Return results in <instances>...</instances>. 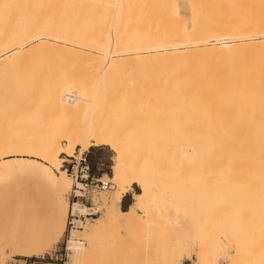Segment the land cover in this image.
<instances>
[{
    "label": "rangeland",
    "instance_id": "rangeland-1",
    "mask_svg": "<svg viewBox=\"0 0 264 264\" xmlns=\"http://www.w3.org/2000/svg\"><path fill=\"white\" fill-rule=\"evenodd\" d=\"M102 1H104L105 4L106 3L111 4V2L113 0H111V2H109L110 0H106L107 2L105 0H102ZM123 4H124V6L126 5L125 8H123V7L121 8L122 9V15L125 16V18L122 16L124 22L120 18L121 11L119 12V14L117 16L121 20L120 21L117 17H115V15H112L113 14V12H111L113 10L112 8L104 7V11H103L102 8L100 9V7L95 4L96 7H98L100 10L99 11L100 13L98 12V14H97L95 12L98 11L97 10L98 8L96 9V11L93 10L95 7L93 9L91 8V12L92 13L94 12L92 14V16H94L93 21H95V22L97 21L96 24H99V26L98 25L94 26L95 29L96 28L102 29L104 31V30H107V27H109V29H108V31H109L108 36L109 37H111V34L113 35L114 33L115 34L116 33H120V34L122 33L123 36L126 35L125 36L126 38H128V37L130 39L133 38V41L135 39V42L137 41L136 37H141V36L142 37L139 39H141L142 41L145 39L143 41V43H150L151 45H152V43H154V44L156 43V45H157L160 42L162 44L161 47L163 49L165 47V49H164L165 51L167 49H169V50H167L168 54L166 55L165 58L166 59L168 58V60L173 59L172 60L173 62H174V59L176 58L174 64L176 66H178V69L180 70L179 71L180 74L184 73V72L187 73L186 71H188V70L190 73V69H191L192 74H196L198 72H201V69L199 68L200 69L199 70L198 67H201L203 64H204L203 66H205V67L206 66H212L213 64L211 62L213 61V63H214L215 58L216 59L218 58L217 61L215 62L216 66L214 65L215 66L214 68H217L218 63H219V65H223L224 62L226 63V60H227V65L230 67L231 65H229L230 63H228L229 59L230 60L233 59L232 61H234V58L236 57L235 64L238 68L233 69V70H231V68H229V71L230 72L233 71V74H236L234 72H238V73L242 72L241 74H243L244 72H247L248 74H252L253 69H251V67L253 68V66H257L258 63H260L259 64L260 66L259 65L258 66L262 69L261 66H263V63H264V59H262V58H264L263 57L264 54H262L264 52V47H263L264 45H261V44H264V32H262L261 30L264 31V26L262 27V25H264V19H263L264 18V16H263L264 15V0H132L131 2L129 1L130 5L128 4L127 0H126V2L124 0ZM200 5H202V6L206 5V7L203 8ZM108 6H110V5H108ZM128 6L129 7L133 6V7H130V11L133 10L132 11L133 13L130 12V15L132 14L131 16L129 15V13H127L129 10ZM108 8L110 9V11L104 13L105 11L109 10ZM123 9H124V11H126V10L127 11L123 13ZM101 11H103V12H101ZM108 13H109V15H108ZM126 13H127V15H126ZM94 14L95 15L101 14V15L99 17L97 16L99 18L98 19V18H95ZM104 15H105V17H104ZM110 15H111V18H110ZM136 15L138 18L136 17ZM257 15H258V17H257ZM236 16H238V17H236ZM112 17H113V19H112ZM115 18H117L120 21L119 23H116V22H115V24L113 23L115 26H116V24H119L118 27L114 26L115 30L117 28L116 31H120V32H114L115 30L113 32H111V29L113 30V27L111 28L110 25H112V22H114L113 20ZM235 18H236V20H235ZM101 19H103V20H101ZM109 19L111 20L110 21L111 23H110V25L107 24V27H106L105 22H109ZM131 19H132V22H129V21H131ZM133 19L134 20L137 19V20L134 21ZM118 20H115V21L118 22ZM101 22L103 23V25H101L102 24ZM137 23H139V24H137ZM127 24H129V26ZM120 26H121V28H120ZM134 26H135V28H134ZM103 27H106V29H103ZM122 27L126 28V30H124ZM164 27L165 28L168 27L167 30L170 29V30H168L170 32H168L167 30H166L167 32H164L165 31ZM119 28H120V30H118ZM161 29H162V31H161ZM132 30L135 31V34L133 33L134 31H132ZM131 32L136 37L132 36ZM259 32L261 33V35ZM105 33L107 34V32H105ZM128 33L130 34L129 36H128ZM167 33H168V35H167ZM230 34L233 36H234V34L237 36L240 35L239 36L240 38L238 37V39H237V36H236L235 39L234 38L230 39V36H229ZM226 35L228 36V39L225 42H227V41H229V42L228 43H221L223 41L224 37L227 38ZM251 35H253V37ZM262 35H263V37H262ZM143 36H144V38H143ZM161 36L162 37L164 36L165 38H160ZM249 37L251 39H246ZM139 39H138V41H139ZM151 39H152V41H150ZM262 40H263V42H262ZM138 41L136 43H138ZM142 41H139L140 42L139 44H142L141 43ZM154 41H156V42H154ZM171 41H173V42H171ZM242 41H245V42H242ZM167 42H168V44H171L172 46L167 45ZM230 42H232V43H230ZM240 42H242L240 45L243 48L242 52H241L242 48L239 46ZM258 42H260V43H258ZM207 44H213L214 45V47H212V50H210L211 52L209 51L210 53H212V55H209L210 53L207 54L208 50H209L208 48H211V45L208 46ZM219 44H220V46H219ZM222 44H225V45H222ZM229 44L231 45L232 48L230 46H228ZM234 44H235V46H234ZM165 45H167V47ZM176 45H178L179 47ZM204 45L206 48L205 47L203 48ZM238 46L240 47V50H239ZM175 47H177V48H175ZM221 47L223 49L226 48V50L225 49L222 50ZM228 47L230 49H228ZM245 47H247V48H245ZM249 47H251V49ZM127 48L129 49L131 47H127ZM171 48H173V49H171ZM255 48H257V49H255ZM180 49H181V54H179ZM132 50H133L132 48H131V50L129 49L128 55L123 54V56H122L123 58H121L122 60L120 58L116 59L118 67H116L114 70L117 71V73L113 70V71H111V73L106 72L107 76H105L106 73L104 75V77L108 80L107 83L110 82L109 84H111V85H105V87L108 86L109 87L108 89H110V92H108L109 93L108 95L110 97L112 96L113 99L117 102L116 103L117 109H114V108H116L114 106L115 101L113 99H111L112 97L110 98L108 95H106V94L104 95L102 93L103 90H101V88L104 89V87L100 88V86H99V83L102 82L103 80L106 81V79L101 78L102 79V81H101L99 79L100 77L98 75L95 76L96 70L92 68L93 71L95 70V74H94V76H92V79H93V77H94V79L96 77V80H93V81H95V82L100 81V82L99 83L96 82V84L93 83V85L90 84L92 82H90V83L88 81H86V82H88V84H90L92 87H96L95 89H97L99 87L98 90L101 92V94H103L102 97L104 98L103 99L104 101L107 98L109 102L112 100L110 103H112V102L114 103V104L113 103L111 104L112 106H114V108H112V107H110L111 106L110 103H108V101L106 100L108 107H107V104L105 102L104 105L106 104L105 105L106 107H104V108L102 107L103 109L102 110L100 109L101 112L97 111V110H95L97 112H93V113H95V115H94L95 118H93V119H96L98 121H102L101 119L99 120L96 117L102 116V118H103V116H104L105 119H103V120H105V122H109V126H110V125H112L110 123L114 122L112 120H115V121L118 120V118L116 119L114 117L117 115L116 114L117 112H118V115L116 117H119L120 110H121V114H124V112L129 113L131 111V110L127 109V107H129V105L126 106L125 103L130 104V103L134 102L135 100H138V98L139 99L142 98L141 100L143 102H144L145 98H146V100L148 99V101H150L152 99V97H155L154 98L155 100L152 99L151 101H156V99L158 98L156 101V103H157L156 105L154 104L155 102L154 103L152 102L154 104V107H156L160 102H162V101L166 100V98H168L167 101H165L163 104L161 103V107H159L160 104L158 105V107L160 109L158 107L155 108V109H157V110H155V113H154L156 116L153 114H150V112L154 111V107L150 108V105L153 106V104L152 103L150 104V102L149 103L145 102L146 106H148L147 104H150L148 106L149 108H147L145 106L146 108L144 107V109H143V107H141L143 109L142 110L141 108H139V105H138V104H141L140 100L135 101L136 104L134 103V106L135 105H136V107L138 106L137 107L138 112H136V108L130 104V109L133 107L135 109H133V108L132 109L134 110V112H136V114L141 113L140 115H142V116H140L138 114L134 115V112L131 113V115H133L135 118H136V116L138 117V118H136V121H138L139 116H140V122L142 123V121H145V119L142 120L141 117L146 116L148 119L150 117V116H148V114L151 115V118L146 120V122H147L146 126H148V124H150V126H151V127L148 126L150 132L143 130V128L146 127V126L143 127V124H145V122L142 123V127H143L142 128L140 125L141 123L139 121L137 124L135 119H132L134 117L131 118V116H129L130 113H129V115H126V116L127 117L129 116L132 119V121L128 122V120H130V118H128V120L126 121L125 115H124V119H122L123 117H121L123 115H120V118H119V119H121V121L124 120V122H118L117 121L118 122L117 125H120V127L123 126L122 124H127L128 126L130 124V126H132L131 127L132 129L131 128H130V130L127 129L128 126L127 127L123 126L122 129L119 126H117L118 129L119 128L120 129L119 130L116 129V131L118 130L116 133H119V131L120 132L126 131V134H128V136H129L132 133L131 130H133L132 134H133V137H135L134 135L137 134V136H138L137 132H140V131H138L139 129H137V127H141L142 132H140V134L142 133V136L139 134L141 138L145 134H150V135L152 134L153 135V136H151V138H150V135H148L149 137L146 135L144 138L145 140L142 139L141 140L142 143H141V141L138 139L139 137L136 140L135 138L133 139V137L131 135L129 137H132V138L129 139L128 137H126L127 135H125L124 132H122L121 134H124L125 136H122L119 133L120 134L119 137H121V136L123 138L125 137L127 140L133 139L132 141L136 140V141H134V143L136 142L135 144L137 146L135 145V147H133V149L135 148L134 150L137 153L136 154L135 151L133 150L134 154H135V156H133V159L136 161V163H138V164L141 163L140 164L141 166H145L148 163L152 162L151 166H153L155 169L156 166H154V165H157V163H159L158 159H157L158 155L163 153L165 148L167 150V152L165 151V155H167L169 153L167 146H166L167 145L166 143L169 142L168 137H169V139H171V137L173 139V136L175 138H177V136H183L182 133H184L186 135V132L183 131L186 127L184 126L185 127L184 128L182 126L184 129L182 127H181L182 129L180 127H178L179 130L177 128H174V126L176 125V123H174V122L178 121L177 120L178 118L177 117H173V118L170 117V115L175 116L176 113L174 114L172 112L173 109H172V106H170V105H172V104H170L171 103L170 94L166 95L164 93L167 91L170 92L169 89L172 87V90H173V87H174V86H172V83L170 84L171 87L168 84L169 82H167V81L172 82V79H170L171 77H169V74L165 73L166 70L163 69V67H164L163 63H164V65H167V68H168L170 65V62L169 61H153V63L155 62L154 66H153L152 62H151L152 60H148L151 64L147 61L146 58L142 59V61H141L140 55L138 56L140 59V61H139L136 54ZM218 50L223 51L224 60H222L223 56L220 58V56L218 54V52H219ZM227 50H228V52L230 50L229 53L232 52L231 53L232 55L228 53L231 57H229L228 54L225 52ZM245 50H247V51H245ZM261 50H262V52H261ZM174 51L177 54L172 55V53H175ZM178 51H179V53H178ZM185 51L187 52L188 55H186ZM204 51H205V53H204ZM238 51H239V53L241 52V54H239ZM126 53H127V49H126ZM129 53L130 54L133 53L132 55H135L137 59L135 58V56H130ZM169 53H171V55H169ZM201 53L206 54V56L209 55V58L207 57L208 59L205 56H203L204 59H202V61L205 60V62H203V63L200 61L202 58ZM221 53L222 52H220V54ZM236 53L238 54L237 56H236ZM198 54H201V55H198ZM194 55L196 57H194ZM127 56H129V57H127ZM242 56H244V57H242ZM260 56H262V57H260ZM227 57H229V59ZM49 58H50V56H49ZM125 58H127V59H125ZM178 59H180L179 60L180 66L177 63V62H179ZM182 59L184 60V63H183ZM195 59H197V60H195ZM237 59H239V60H237ZM240 59L242 60V62ZM243 59H246V60H243ZM257 59H259V60H257ZM80 60H82V57H80V59L78 58V61L75 60V62L73 60H69V61L74 62L77 65L80 64V66L82 68L80 66L75 65L74 63H73L74 65L73 64L71 65V62L69 63L68 60H67V63L66 62L64 63V64H67V66L70 64L69 65L70 67H65V68L67 70L69 69V71L71 70L70 71L71 76H72V74H74L76 72V70H80V68H81L80 73H82V74L86 70L84 68L85 64L83 63L81 65V62L86 61V59L82 60V61H80ZM123 60H124V63H123ZM143 60L147 61V63L145 62L146 65H145V63H142V62H144ZM219 60H220V62L222 61L223 63L220 64ZM252 60L255 62L258 61L257 65L254 64L255 62H253ZM260 60H262V61H260ZM194 61H196L197 63ZM249 61H250V64H249L250 66L247 65ZM231 63H234V62H231ZM242 63H243V65H242ZM251 63H253V66ZM47 64H48V62H47ZM147 64L148 65L150 64L149 65L150 67H148ZM199 64H200V66H199ZM121 65L122 66L125 65V68H123ZM143 65L146 67H143ZM244 65L245 66L247 65L245 67V69L248 66H249V68H247L245 71L242 70L241 72H239L241 70L240 68L244 67ZM71 66H73L72 67L73 69L71 68ZM119 66L122 69H120ZM236 66H232V68L236 67ZM74 67H78V68L76 69ZM170 67L168 68L169 72L171 71ZM151 68H153V69H151ZM211 68H213V67H211ZM223 68H225V70ZM223 68L222 69L219 68L222 71V73L220 71V74L226 75V73H223V71H227L226 68H228V67L223 66ZM263 68H264V66H263ZM74 69H76V70L73 73ZM87 69H88V67H87ZM155 69H157L158 71ZM160 69H163V72L162 71L160 72ZM192 69H194V70H192ZM238 69H240V70L238 71ZM248 69H251L249 71L250 72L252 71V72L250 73L249 71H247ZM261 69H260V73L262 71L261 74H262V76H264L263 75L264 69H262V70ZM92 70L85 71L87 73L84 72V76H82L79 73L80 77L88 80L87 77H89V75H90V78H91V75H93ZM208 70L209 69H207V71ZM120 71H124L123 74H125V76L122 75L120 73ZM149 71H151V72H149ZM192 71H194V72H192ZM207 71L203 70L204 73H206ZM209 71H211V69ZM229 71H227V74H231V73H229ZM88 72H90V73H88ZM212 72H213V70H212ZM215 72L219 73V71H216V70H215ZM67 73H69V72H67ZM119 73L121 74L120 77H122V80H123L122 81L121 79H119L120 80L119 82H121V81L123 82L122 85H120V83L117 80L115 81V78L116 79L119 78V76H118ZM218 73H216V74H218ZM76 74H77V76H79L78 71L76 72ZM112 74H116V77L114 78L112 76ZM43 75H42L43 77H45V76L46 77L41 78V81L44 80V81H42L41 86L43 85V83L45 81H46L45 82V84H46L47 80L48 81L50 80L49 83L52 82V79H50V78L54 79V76L52 77V75H55V74H53V73L50 74L48 72L47 75H45V73ZM48 75L50 78H48ZM85 75H87V76L85 77ZM110 75H111V78L109 77ZM135 75H138L137 78ZM140 75H141V77H140ZM145 75L146 76L148 75V76L146 77ZM162 75H164V76H162ZM73 76H75V75H73ZM117 76H118V78H117ZM131 76H132V78H131ZM157 76H159V78ZM56 77H58V76H56ZM102 77H103V75H102ZM107 77H109L110 79H108ZM125 77H129L130 79L129 78L123 79ZM38 78H40V77H38ZM90 78H89V80H91ZM166 78H168V80ZM57 79L58 78H55L54 80H57ZM61 79H62V81L60 79H58L60 82H58V80L54 81L53 85H55L57 82H58L57 84L60 85L61 82H63V78H61ZM139 79H140V81H139ZM157 79H159L158 82H156ZM164 79H166V81H164ZM124 80L126 82H128V85L125 84L126 82H124ZM148 80L150 82H148ZM112 81H114V82H112ZM263 81L264 80H262V82H260V81L259 82L263 83ZM152 82H154V83H152ZM114 83H115V85H114L115 88H117L119 86V90L116 89L118 92L121 89V91H120L121 94L119 93L120 95H122V93H124V95H125L126 93H128V91L130 92V88H131L133 93L131 92V95H130V93H128V96H132V97L130 98L126 95L125 97L122 98V96H118V93L115 90V88L113 90L114 86H112V84H114ZM101 84H103V82ZM104 84H106V83H104ZM164 85H166V86H164ZM48 86L49 85H47V87ZM133 86L135 89L133 88ZM168 86L170 88H168ZM261 87H262V85H261ZM40 89H42L43 92L45 90L43 88H40ZM105 89H107V88H105ZM176 89H178V87ZM255 89H256V87H255ZM38 90H39V88H38ZM111 90H113V92H111ZM133 90H140V91L142 90L144 92L143 93H141V92L137 93L138 91H135L137 93V94H135ZM259 90H260V94L258 93L259 92L258 90L254 91L255 94H253V95H256V97H258V100L256 99L257 101H255L256 105L254 104V102L251 104L252 106L255 105L254 106L255 109H253L254 107L253 108L251 107V109H253L254 111L252 110L253 112H251L250 108H249V111H250L249 113H253V116H255V118L251 117V119L254 118L253 119L254 121H251V123L248 124V122H250V118L248 116H246L247 114L241 112V111H243L242 110V106H243L242 103H239V107H240L239 111H240V117L241 116L244 117V115H245L246 119H247V117L249 119L248 122H245V120H244L245 117H244V119H242V120H244L243 121L244 124L246 123V125L249 126L247 128L246 125L241 123V125L244 126V129H242V131L249 129L250 125L252 126V124L254 122V124H253L254 126L251 127V130H253V133H252V131H249V130H248V132H250L249 134H251V135L256 134L255 136L252 135V136H254V138L256 140V144H257L256 146H258L260 144L259 146L260 147L262 146V147H261V149L260 148L259 149L262 150V148H263V151H264V138H263L264 135H262V134H264V129H263L264 128L263 127L264 126V124H263V122H264L263 121L264 120V112H263L264 111V88H261ZM107 91H106V93H107ZM43 92L40 93V90H39V92L37 91V93H38L37 96H39V93H40V96L38 97L39 99L37 97H36L37 99L35 98L36 93L33 94L34 97H33V95L31 96L30 101L33 102V105L31 102H25V101L24 102L20 101L21 104L18 103L19 101L14 103V104L12 103L13 106H15V107L17 106V105H15L17 103L20 106V108H21V105H22V109H23V107H25L23 109V111L20 110L19 107H16V108H19V110H20V111H17L16 108L11 107L12 105L8 106L7 104H11L9 102L0 105V106H2V107H0V112L2 113V111H3V113L5 115L4 116L3 113L0 114L1 123H2L3 117H4V120H7L9 117L8 121L10 120V122H8V121L7 122L11 123V125L14 123V121L17 124H18V122L20 123L21 120H19V118L21 119L22 116H23V118L24 117L26 118V115L28 116V114H30L29 112H28V114L25 113L26 110L29 111V109H30V112L32 109H33V111L37 110V109H34V107L35 106L37 107V105L40 101H41V103H44V105L40 103L42 105V107H44V108L40 109L42 107H41V105H39L40 108L37 107L39 109L37 114H39V112L41 110L48 108L49 111L51 110L50 112L54 115L53 117L57 118L59 116L61 119V117L64 116L65 114L62 115L63 113L60 112L59 107L56 106L55 102H54L55 104L53 102H51V100L48 102V99H51V98H49V96H48V98H46L47 93L46 92L43 93ZM153 92L154 93L156 92L157 94L155 93L156 94L155 95ZM111 93L112 94L114 93L115 98L118 97L119 99H117V98L115 99L114 96L111 95ZM147 93H149V95ZM152 93H153V96L151 97L150 94H152ZM250 93L251 92H249V93L247 92V95H245V96L247 97L248 94L250 95ZM133 94H135V95H133ZM253 95H252V97H253ZM161 96H165L166 98L165 97L161 98ZM241 96L244 98V100L245 99L249 100V101H246L247 104H248V102L251 103V101H250L251 95H250V97L248 96V98H246L244 96V93H243V95L241 94ZM41 97H44V101L47 102L48 104L50 102H51V104L52 103L53 104L50 106L47 104L48 106H46V108H45L46 104L44 101L42 102L43 98H41ZM120 97L122 98V100H121L122 102H119L121 99ZM242 97L240 98V100L243 99ZM256 97L252 98V101ZM28 98H30V97H28ZM32 98H34V99H32ZM125 99H127L130 102L125 101ZM160 99H161V101H159ZM37 100H39V101H37ZM168 100L170 101V103H169L170 105L168 104V102H169ZM240 100H239V102H240ZM244 100H241V101H244ZM158 101H159V103H158ZM22 102L24 104L26 103L27 107L24 104H22ZM34 102L35 103L37 102V105H34L35 104ZM118 102L122 105L118 106L119 105ZM123 102H124V104H123ZM246 102L245 103L243 102V103H244V106L247 108V106H249V105L246 106L245 105ZM29 103H30V108L28 105ZM165 103H166V105L164 106ZM123 105L126 107H123ZM168 105L171 107L170 109L168 108L169 107ZM259 105L261 106V108ZM4 106L11 107L14 109V111L16 109L17 114L15 112L14 116H13V113L12 114L10 113L11 111L13 112V110H11V108L7 109ZM52 106L55 107L58 110V112H60L61 114L58 113L55 108H54V110H52L53 109ZM140 106H144V105L141 104ZM162 106H164V108H162ZM262 106H263V108H262ZM50 107H51V109H50ZM166 107L168 108V110H170V112H172V114H170V115L168 114L169 116L168 115H167V117L165 116L166 119L170 118V119H168V120H170L169 124L167 123L168 120L164 121L165 120L164 118L161 119L162 117H164V115H166L167 113H170L169 111L167 112ZM3 108L4 109L6 108V110L8 111V113H6V114H9L10 116H6V114H5L6 110H2ZM107 108H109L111 111H109ZM105 109H107L108 115L112 112H113L112 113L113 115L110 114L111 117H109L110 115L108 116V115L103 114V112H106V111H103ZM145 109L148 111V112L146 111L147 115L145 112H143V111H145ZM148 109H150L152 111L149 112ZM158 109L161 112V113L159 112V114H158ZM163 109H166L167 113L162 112ZM171 109H172V111H171ZM9 110H10V112H9ZM55 110H56V113H58V114H56L55 112L53 113V111H55ZM115 110H117V111H115ZM122 110H123V113H122ZM139 110H140V112H139ZM21 111L24 112L26 115L24 116ZM33 111H32V113L34 114V116L40 117V118L43 117V115H44L43 118H45V117L50 118V116L52 115L51 113H48L49 111L47 113L45 111L46 115L47 114L49 115V116H45L44 111H42V112H40L42 114H39L40 115L39 116L35 113L37 111H35V112H33ZM245 111L247 112L246 109H245ZM245 111H243V112H245ZM19 112L22 114H19ZM79 112H77L76 114H73V118L71 115H68L70 117V119L65 120V118H63V117H62V119L68 123H72V120H74L73 121L74 123L70 124V126H73V124L74 125L77 124V127H80L81 123L78 124V122L83 120L82 116H84L85 121H89L88 120L89 117L87 116V113H86V116H87V118H86L83 112H80L82 114H80ZM114 112H116V113H114ZM93 113L90 114V118L92 117L91 115H93ZM101 113L103 115H101ZM143 113H145V114H143ZM162 113H164V114H162ZM18 114L22 115V116H19ZM79 114L81 116L80 118L78 116ZM31 115H29L28 118H30ZM143 115H145V116H143ZM11 116L13 118H10ZM65 116H66V118L68 117L67 115H65ZM76 116H78V118L80 119L79 121H78V118ZM105 116H108V117H105ZM153 116L156 117V119ZM158 116L161 118H158ZM249 116H250V114H249ZM5 117H6V119H5ZM14 117H18V118H14ZM36 117H33V119ZM53 117H52V119H53ZM100 117H98V118H100ZM25 118H24V120H25ZM28 118H26V119H28ZM40 118H38L35 121L36 125H37V123L39 124L43 121V119H41V122H37V121H39ZM49 118H47V119H49ZM106 118H107V121H106ZM108 118H110L112 120H110ZM241 118H240V121L242 122ZM11 119L12 120L14 119V121H11ZM15 119H17V121ZM31 119H32V117L29 120H31ZM50 119L48 120L49 123L47 121L46 122L44 121L45 123H43V122L42 123L45 125L47 123L49 125L53 122ZM57 119H59V118H57ZM57 119L54 118V122H53L54 124L57 123V121H58ZM76 119H77V122L75 121ZM157 119H159L160 121ZM174 119H175V121H173ZM29 120H27V121L29 122ZM63 120L62 121L60 120V121L63 122V124L66 126V124H65L66 122L64 123ZM70 120H71V122H70ZM96 120H94V121H96ZM149 120H151V121L148 122ZM162 120H163V122H165L164 124L166 125V127L164 124L159 126L160 123H163ZM60 121L57 123V125L60 123ZM98 121L94 122L95 125H97L99 123ZM133 121L136 122V125H137L136 130L137 131L133 128V126L134 127L136 126V125H133V123H132ZM7 122L5 121L4 122L5 124L2 123V124H4V128L2 126L3 129H0V131L6 130V133L8 132V130L9 131H12V130L16 131L15 130L16 127L14 129H11V127L13 125L12 126L11 125L5 126V125H8ZM25 122H26V120H25ZM83 122H84V120L82 121V124H83ZM102 122H104V121H102ZM102 122H100L99 124L102 125ZM135 122H134V124H135ZM152 122H154V124H153L154 127L158 126L157 129L152 127ZM30 123H31V121H30ZM120 123H122V124H120ZM170 123L173 126H171ZM178 123H180V119L177 122V124ZM43 124L41 125L42 130H41V128H38V127H41L40 124L36 128L37 130L39 129V131L41 133H43L47 127L49 128L48 125H46V128H45V126H43ZM63 124L61 123L60 126L61 125L63 126ZM113 124L116 125L115 122ZM29 125H31V124H29ZM53 125H50V128H51L50 132L52 130L56 131V128L59 127V126H56V124H55V126H56V128H55V126H53ZM78 125H80V126H78ZM106 125L108 128V124H106ZM114 125H112V129L115 130ZM32 126L33 125H31V128H30L31 131H33ZM167 126H168V130H170L171 132H174V133L171 134V132L168 130H167L168 132L165 130V133H163L162 130L165 128L167 129ZM0 127H1V125H0ZM75 127H76V125H75ZM172 127L175 130L176 129L177 130L174 131V129H172ZM175 127H177V126H175ZM28 128H29V126H28ZM48 128H47V131H45L47 133H49ZM125 128L130 133H127V130H124ZM245 128H247V129H245ZM34 129H35V127H34ZM112 129H110V130L114 131ZM146 129H148V128L146 127ZM258 129H260V130H258ZM4 131L0 132L1 137L2 136L4 137L8 134V133L6 134ZM154 131H155V133H154ZM179 131H182V132H180L178 135V133H176V132H179ZM3 132L6 135H4ZM36 132H38V131H36ZM40 132H38L39 135H41ZM144 132H146V133L144 134ZM248 132H247V134H248ZM1 133L3 135H1ZM34 133H32V134H34ZM116 133H114V134H116ZM166 133H167V135H166ZM161 134H164L165 136L163 137V135H161ZM240 134H242V133H240ZM55 136H57L59 138L58 139L56 137V139L59 140L61 148L66 149L65 147H68L66 141L63 139L61 140L58 134H55L54 137ZM159 136L161 138H159ZM1 137H0V140H2ZM152 137L157 138V139L153 138L152 143H151L150 141H151ZM126 139H124V140H126ZM146 139H148L149 141H146ZM138 141H139V143H138ZM160 141L165 142V144L163 142H161L162 143L161 144ZM149 142H150V144H149ZM160 144L164 145V146H160ZM148 147H149V149H148ZM150 149L153 151L152 153L150 152ZM162 149H164V150H162ZM78 150H79V148L76 147L74 149L72 156L69 158L63 154H59L58 167L53 171L54 177L51 179L47 178L44 173L39 172V171H30V172L25 173V172H21V171H17V170H12V169H10V170L2 169L0 167V264H72L74 262L73 253L70 250H67L66 255H65V252H64L65 248H67V240L71 234V232L68 233L66 230L67 229L66 228V218L68 215L67 196H68V193H69L70 188H71V180L68 177V174L65 173V170L67 169V167L70 168V166H71L70 161L71 160H73V159L78 160L79 158H84L85 163L91 172L90 175H92L94 178H101L102 177L104 181H108L110 183V188L108 190L96 191L95 193H92L91 196L89 197V201H87V203H89L91 201V203L93 205L97 206L100 210L99 215L97 217H95L93 220L100 219L102 217V215H104L107 210H112V208H113L112 200L115 197H119L118 198L119 201L117 204L119 210L125 212L129 209H133L136 212L135 220L131 225H129L127 227L126 226L125 227L119 226L118 228L108 227V228L104 229L96 237L89 234L88 232H84L83 229L77 230L76 231L77 236L75 237V239H77L78 242L82 243L83 247H86L88 251L92 250L91 252L94 253L95 250H97V247L98 248L99 247H105V250L108 252V254H110V256H112V253L115 252L113 255L117 254L116 256H118V258L121 257V259L119 261H120V263H122V259H123V264H125V263H127V264H138V263H140L141 264V262L144 264L146 259H147L146 264H162L163 263L162 261L165 260L164 259L161 261L162 256L167 257L168 255L172 256L171 262L173 264H199L198 261L199 262L201 261L202 264H209L210 262H211V264H227L229 257L230 258L234 257V263L233 264H249L250 262L252 264V261H253V264L254 263L255 264H264V244H263L264 240H262V241L260 240V239H263V237H264V226L262 228V225L264 224V220H263L264 219V203H263L264 199L263 200L261 199L262 197L264 198V195L262 194L260 196V194H259V192H262V189L264 190V188H262L263 185H260L261 181H258V179L261 180L260 178H262L263 179L262 184H264V170H263L264 169V163L261 167L262 171H261V169L258 170V174H260L261 172L263 174L257 175V173L255 172L254 178L257 176L255 179L257 180L258 184H252V185H254V187H252V185H250L252 182L247 181L248 179L246 178L247 179V180L245 179L246 182H242L245 180H240V182H242V183L240 184V186L238 185L240 187V188L238 187L239 190H236V188H234L232 190L233 187L230 188L231 186L230 187L228 186V188H227V186H225V184H227V182L225 183V181H227L226 178H232L231 174L223 175L222 178H224V179H222L223 182L221 183V185H222L221 188H220L221 185L212 188V187H209L208 183H212L213 181L209 180L207 182L206 180H204V181L203 180L202 181L201 180H195L191 174H188L187 171H185V168H183V166H180L182 164L179 163L180 165H178L177 163L176 164L174 163L176 165V168H175L174 167L175 165L173 166V164H172L173 161L171 162L172 157H170L171 160H169V157H168L167 158L168 160L166 159V161H165L166 165L164 163L165 166L163 164L157 165L159 171H160V166L164 167V169L161 167L162 168V170L160 171L161 175L159 174L157 177H156V173H159L158 169H156L157 172L156 171L152 172V171H154L152 169L153 167L151 169H149L150 167L149 168L147 167L148 169H146V170L152 172L155 175L154 176L153 174H151L153 176L152 180L154 181L153 186H155V185L156 186L151 187V193L152 194L147 198V200H145L142 205L137 206L135 204L133 198H134V195L140 193L138 188L134 184L129 185L127 183V181L115 182L112 179V166H113L112 161L114 158V154L111 151H109L108 148L102 147V146L91 147V148H88L86 151H82L81 154H78ZM256 150H257V147H256ZM260 152H262V151H260ZM154 153H156L157 155H155ZM146 154H148L149 156ZM154 155L156 156V158ZM168 155H170V154H168ZM148 158H151L150 162H148L149 161ZM155 159L157 160V163L153 165V162ZM222 159L224 160V158H222ZM13 161L17 162V161H20V159L15 158V157L14 158H7L6 160L0 161V165L5 164V163H12ZM147 166H150V164ZM179 166H180V170L178 169ZM163 170L167 171V173H165V172H164L165 174L162 173ZM150 172H148V174H150ZM151 175L149 177H151ZM233 175H234V173H233ZM154 177H156L157 179H155ZM248 182L250 184H247ZM258 186H261V187L259 188ZM248 187H249V189H248ZM251 187L254 189L251 190ZM152 189H153V191H152ZM253 191H255V192H253ZM257 191H259V192L257 193ZM256 193L259 194V196L255 195ZM247 194L250 196L248 197ZM238 197L240 198V200L238 199ZM254 198L255 199L257 198L256 203H253V202H255ZM259 204L260 205L262 204V205L260 206ZM262 206H263V208H262ZM255 207H257V208H255ZM258 209H260V210H258ZM262 212H263V216H262ZM251 213L253 214V216H252L253 218L251 217V215H252ZM259 215L261 217H259ZM260 219H262V220H260ZM257 220L260 223L256 222ZM62 222L64 225V229H63L62 234L60 236H56L55 239L48 238L46 234L48 233L51 226H53V228L54 227L58 228ZM255 222H256V224H255ZM89 224H91V221H89L86 224V226H88ZM257 224L260 225V227L259 226L257 227ZM255 227H256V229H255ZM257 231L259 234L257 233ZM212 232H214V233H212ZM254 233H257V234H255L257 236H254ZM261 235H263V236H261ZM210 236H212V237H210ZM214 236L216 239L214 238ZM251 236H254L253 237L254 239ZM212 238H214V239H212ZM210 239L213 240V242L211 241L212 243H209ZM53 240H54V242H53ZM201 240H202V242H201ZM233 242H234V244H232ZM255 242H257V244ZM251 243H252V245H251ZM208 244L210 246V249L208 247ZM237 244H239L238 247H237ZM258 246H259V248H257ZM239 247L240 248L242 247V249H240ZM199 249H200V251H199ZM113 250H115V251H113ZM210 250H212V251H210ZM251 250H252V252H251ZM253 251L258 252V254L255 252L256 258H255ZM27 252L33 253V254H35V256H32V257H21V256H19L20 254H24ZM239 252H240V254H239ZM246 252L249 253V256H248V253H246ZM196 254L198 256H201V257L198 258V256H196ZM210 254H211V256H210ZM226 254H227V256H226ZM124 255H126V256H124ZM145 255H146V257H145ZM237 257H238V259H237ZM258 257L260 258V260H258L259 259ZM115 259L117 261V258H115ZM210 259H211V261H210ZM248 259L249 260L251 259L252 261H248ZM140 260H143V261H140ZM124 261H126V262H124ZM147 261H148V263H147Z\"/></svg>",
    "mask_w": 264,
    "mask_h": 264
},
{
    "label": "bare ground",
    "instance_id": "bare-ground-1",
    "mask_svg": "<svg viewBox=\"0 0 264 264\" xmlns=\"http://www.w3.org/2000/svg\"><path fill=\"white\" fill-rule=\"evenodd\" d=\"M113 1L112 2H111V0L109 1V2H111V4H107V3L105 4L104 1H102V0H0V105L9 102L11 104H7L8 106L12 105L11 107H14V108L19 107L20 108V106L18 105V103H20V101L31 102L30 101L31 96L36 93L35 98L36 97L38 98L40 96V93L43 92V90L40 89V88H43V89H45L44 92H46L48 94V95L46 94V96H47L46 98H48V96H49V98H51V99H48V102L50 100L53 103L55 102L56 106L59 107L60 112L63 113L62 115H64V114L67 115V116L71 115L72 118H73V114H76L77 112L80 111V112L84 113L86 118H87V116L89 117V119H88L89 121L91 119L93 120V121L91 120L90 122L89 121H85L84 116H82L83 117L82 119L85 122V123L83 122V124H82L83 120L79 121L80 120L79 118L81 117L80 114H82V113L79 112L80 113L78 115L79 118H78V116H76V117L78 118V121H79L78 124L81 123V126L78 125L80 127H77V124H75L76 125V127H75L74 124H73V126H70V124L74 123L73 122L74 120L71 119L72 123H68V122H66V121H64L62 119V117L65 118V120L70 119L69 116L66 118V116L64 115L65 117L62 116L61 119H60V117L57 115L58 116L57 118H59L61 121L63 120L64 123L66 122L65 123L66 126H65L63 124V122H61L56 117H53L54 115L50 112L51 110L49 111V109L46 108V106H48V105L50 106L53 103L51 104V102H50L48 104L47 102H45L44 101V97H45L44 95H43L44 97H41V98H43L42 102L44 101L45 104H46L45 105L46 109L41 110L40 112L44 111L45 116H49L48 114L46 115V113L49 111L48 113L52 114V115L51 114L50 115L53 117V119H52L51 116H50L51 119L49 117L43 118L44 115L41 118L40 117H36L32 113L33 109L31 110V112H30V109H29V111H27L25 109L26 110L25 113H27V114H28V112L30 113L27 116L24 112H22L25 107H23V109H22V105H21L20 110H22L21 112L23 113V115L24 116L26 115V118H28L29 115L32 114L33 115V116L31 115L32 119L29 120L31 117L28 118V119H26L24 117L25 120H26V122H25L23 116L19 115V114H22V113L19 112L18 115L22 116L21 119L19 118V120H21L22 123L18 122V124H17V123H15L14 119L13 120L11 119V121H14V123L12 122L13 123L12 125L14 126L13 127L11 125V123H8V122H10V120L8 121L9 117H8L7 120H4V117H3L2 123H4L5 121L6 122L8 121L7 122L8 125H5V126L11 125L12 126L11 129H14L16 127L15 128L16 131H13V130L9 131L8 130V132H7L8 134L6 133V130L5 131L4 130L0 131V132L4 131L7 134L6 135L3 132V134L6 135V136H4V137L0 136L1 139H2V140H0V161L6 160L7 158H14V157L15 158H19L20 161H17V162L13 161L12 163L1 164L0 167L2 169H7V170L12 169V170L25 172V173L26 172H30V171H39V172L44 173L47 178L51 179V178L54 177L53 171L58 167L59 154H63L66 157L69 158V157L72 156V154L74 152V149L76 147L79 148L78 154H81L82 151H86L88 148H91V147H98V146L99 147L100 146L106 147V148H108L109 151H111L114 154V158H113V161H112L113 162L112 179L115 182L127 181V183L129 185L134 184L138 188V190L140 191V193L134 195V198H133V200H134V202H135V204L137 206L142 205L143 202L145 200H147V198L152 194L151 193V187L153 186V182L154 181L152 180L153 176L151 174H153L152 172H155V171L157 172V170H156V169H158L157 165L158 164H163L164 165V163H165V161H166V159L168 157H169V160H171L170 157H172L171 162L173 161L172 162L173 166L176 163L178 165L182 164L180 166H183V168H185V171H187L188 174H191L192 177L195 180H201V181L202 180L203 181L206 180L207 182L209 180L213 181L212 183H208L209 187H212V188L221 185V183L223 182L222 179H224L222 177L225 174H231L232 175V178H226L227 181H225V183L227 182V184L224 183L225 186H227V188H228V186L229 187L231 186L230 188L233 187L232 190L234 188H236V190H239L238 187L240 186V184L242 182H246L247 179H248L247 181L252 182L251 184L249 182L247 184H250V185L258 184L257 180L255 179L257 176L255 178H254V176H255V172L257 173V175L263 174L262 172L261 173L259 172L260 174H258V170L261 169V171H262L261 167H262V165L264 163V151H263V148H262V150H260L261 147H262V146L261 147L259 146L260 142L258 143L259 147L256 146L257 144H256V140L254 138V136L256 134L255 135L252 134V135H254V136H252L251 134H249L250 132H248V130H249V131H252V133H253V130H251V127L254 126L253 125L254 122H253L252 126L250 125V128L247 129L249 126L246 125V123L244 124L243 121L245 120V122H248V120H249L248 117L250 118V122H248V124L251 123V121H254L253 119L255 118V116H253V113H249V112L250 111L251 112L254 111L253 109H255L254 106L256 105L255 101L258 100V97H256V95H253V94H255L254 91H257V90L259 91L258 93L260 94V90L259 89L264 88V81H263V83H260V82H262V80H264V76H262V74H261L262 71L260 73V69H261L259 67L260 63H258V65H259L258 66L257 65L258 61L255 62V61L252 60L253 62H255L254 64L257 65V66H253V63H251L252 66H253V68L251 67V69H253V72L251 71L252 74H248L247 72H244L247 68H249L250 61L248 62L247 65H249V66L246 69H245V67L247 65L246 66L244 65V67L240 68L241 70L238 69V71L240 70L239 72L244 70L243 74H241L242 72L241 73L234 72L236 74H233V71L230 72L229 68H231V70L238 68L236 66V64H235L236 57L234 58V61H232L233 59L230 60L229 57H231V56L229 54H231L232 52L229 53L230 50H229V52L227 50L225 52L227 54L229 53L228 54L229 57H227V58L229 59L228 63H230L229 64V65H231L230 67L227 65V60H226V63L225 62L223 63L222 61L220 62V60H221L220 59L219 62H220V64L223 63V65H219V63H218V65H217L218 67L214 68L216 66L215 62L218 59V58L217 59L215 58L214 63H213V61L211 62L213 64L212 66H206L205 67V66H203L204 64L203 65L201 64L202 66L198 67V69L199 68L201 69V72H198L196 74H192L191 73V69H190V73H189V70H188V71H186L187 73L184 72V73L180 74V72H179L180 70L178 69V66H176L174 64L176 58L174 59V62L172 61L173 59L172 60H168V58L166 59L165 57L168 54L167 50H169V49H167L165 51L164 50L165 47L163 49L161 47L162 44L160 42L157 45H156V43L155 44L152 43V45L150 43H143V41L145 39L142 41L141 39H139L142 36L141 37L134 36L133 35V33L135 34L134 30H132V31H134L133 33L131 32L132 36L136 37L137 41H138V39H139V41H142L141 42L142 44H139L140 43L139 41H138V43H136L137 41L135 42V39L133 41V38L130 39L128 37L130 35L129 33H128V36H127L128 38L125 37L126 35L123 36L122 33L121 34L120 33H116V34L114 33L113 35L111 34V37H109L108 36L109 27H107V24L110 25V23H111L110 19H109V22H105L107 30L103 31L102 29H97V28L95 29L94 26H97V25L99 26V24H96L97 21L96 22L93 21L94 20V16H92V14L94 12L93 13L91 12V8L93 9L95 7L93 10L96 11V9L98 8V7H96V5L99 6L100 9L102 8L103 11H104V7L112 8L113 10L111 12H113V14L111 12L110 13L112 15H115V17H117L119 12L121 11L120 18L122 19V21H123V17L125 18V16L122 15V9H121L122 7L125 8V6H126V5L124 6V4H123L124 0H115L114 2ZM129 1L131 2L132 0H129ZM129 1L127 0L128 4H129ZM125 2H126V0H125ZM108 5H110V6H108ZM200 6H202V5H200ZM130 7H133V6H130ZM130 7L128 6L129 10L127 12V13H129V15H130V12L133 11V10L130 11ZM202 7L204 8V7H206V5L202 6ZM97 10L98 11L95 12V13L98 14V12L100 10H99V8ZM103 11H101V12H103ZM108 11H110V9L105 11L104 13H106ZM126 11H124V9H123V13L126 12ZM127 13H126V15H127ZM97 14L96 15L94 14L95 18H98L101 15V14H99V15H97ZM105 15H104V17H105ZM108 15H109V13H108ZM136 17H137V15H136ZM236 17H238V16H236ZM257 17H258V15H257ZM110 18H111V15H110ZM117 18H115L113 20L114 22H112V25H110L111 28L113 27V30L110 28L111 32H113L115 30V27L116 26L118 27V25H119V24H116V26H115L114 25L115 22L119 23L121 21L119 18L118 19L120 21ZM112 19H113V17H112ZM101 20H103V19H101ZM115 20H118V22L115 21ZM136 20H134V21H136ZM235 20H236V18H235ZM129 22H132V19ZM137 24H139V23H137ZM101 25H103V23ZM127 25L129 26V24H127ZM121 26H120V28H121ZM263 26L264 25H262V27ZM106 27H103V29H106ZM120 28L118 30H120ZM134 28H135V26H134ZM167 28L168 27H166V28L164 27V29H165L164 32H167L168 30H170V29L167 30ZM123 29L126 30V28H123ZM116 30H117V28H116ZM116 30L114 32H120V31H116ZM161 31H162V29H161ZM261 31L264 32L263 30H261ZM105 32H107V34ZM168 32H170V31H168ZM167 35H168V33H167ZM260 35H261V33H260ZM229 36H230V39L231 38L235 39L237 35L234 34V36H233V35L230 34ZM239 36H237V39H238ZM251 36L253 37V35H251ZM250 37L246 38V39H251ZM262 37H263V35H262ZM143 38H144V36H143ZM160 38H165V37L161 36ZM225 38L226 37H224V39ZM224 39H223L224 42L222 41L221 43H228L229 42V41L225 42L228 39V36H227V38L225 40ZM150 41H152V39ZM154 42H156V41H154ZM171 42H173V41H171ZM242 42H245V41H242ZM242 42H240L239 46L241 45ZM262 42H263V40H262ZM230 43H232V42H230ZM258 43H260V42H258ZM167 45L172 46L171 44H168V42H167ZM167 45H165V46L167 47ZM207 45L208 46L211 45V48H208L209 49L208 53L206 52L207 54H209L211 52L210 50H212V47H214V45L213 44H207ZM222 45H225V44H222ZM261 45H264V44H261ZM176 46H178V45H176ZM219 46H220V44H219ZM228 46L231 47L230 44ZM234 46H235V44H234ZM127 47H131L133 49L132 51L136 54L138 59H139L138 56L140 55L141 56L140 57L141 61L144 58H146L147 61L148 60H152L151 62H152L153 66H154V63H155V62L153 63V61H169L170 62L169 67L171 66L170 67L171 71L170 72L168 71L169 67L167 68V65H164V63H163V66H164L163 69L166 70L165 73L169 74V77H171L170 79H172V82L171 81H167V82H169L168 84L170 85L172 83V86H174V87H173V90H172L171 85H170L171 88L168 86V88H170L169 89L170 92L167 91V92H164V93L166 95L170 94L171 103L168 100L169 101L168 104L169 103L172 104V105L169 104L170 106H172V109H173V111H172V109H171V111L174 114L176 113L177 116L176 115L175 116L174 115H170V114H172V112H170V110H168V108L169 109L171 108L168 105L169 107L168 108L166 107V108H167V112L169 111L170 113H167L166 109H163L162 112H166L167 114L165 113L166 115H164V117H162V118L158 116V118H161V119L164 118L165 119L164 121H166V120L170 119V118L166 119L167 115L169 114L170 117H172V118L173 117H177L178 121L180 119V123L177 124L178 121L174 122V123H176L175 126H177V127L174 126V128L178 129V127H180V128L182 126L186 127V128L184 127L185 129L182 127L184 129L183 131L186 132V135L184 133H182L183 136L185 135L184 137L183 136H177V138H175L173 136V139H172L171 136H170L171 139H169V137H168L169 142L166 143L167 144L166 146H167V149H168V152H169L168 154H170L171 156L168 155V154L165 155V151L167 152L166 148H165V150L162 149V150H164V152L161 153L160 155H158V158H157L159 163H157L156 159L153 162V165L157 163V165H154V166H156L155 169H154L153 166H151L152 162L147 164V165L150 164V166H147V165L141 166L140 165L141 163L140 164L136 163V161L133 159V156H135V154H134V151H135L134 149L135 148L133 149V147H135V145H136L135 144L136 142L134 143V141H136L138 137H139L138 139L141 141L142 139L145 138L146 135L147 136L150 135V134H145L146 132H144L145 135H143L142 138L140 137V135L142 136V133L140 134V132H142L141 131L142 123L145 122V124H143V127L146 126V123H147L146 120L151 118L150 114L155 115L154 114L155 110H157L155 108L158 107L159 104H160L159 107H161V103L163 104L165 101H167L168 98H166L165 96H161V98L165 97L166 100H164V101L159 103V101H161V99H160L158 101L159 104L156 107H154V104L155 105L157 104L156 101H157L158 98L156 99V101H151L152 99L155 98V97H152L154 92L152 94H150V96L152 97L151 100L149 99L150 101H148V99L146 100V98L144 96H143L145 98L144 102L141 100L142 98L141 99L138 98V100H140V103L142 105H144V106H140L141 104H138L139 108L143 107V109L146 106L145 102H148V103L150 102V104L152 102L153 103L155 102L154 104L152 103L153 106L150 105V104H147L148 106L150 105V108L154 107V111L148 109L149 112L152 111L153 113L150 112V114H148V116H150L148 119H147V117L145 115H143L145 117H141V119L142 120L145 119V121L141 120L142 123L140 122V116H142V115H140L141 113H139V114L137 113L138 115H140L138 121L141 123L140 124L141 127H137V125H136V122L138 124V121H136V118H138V117L136 116V118H135L133 115H131V113L134 112L133 109H135V108H136V112H138V110H137L138 106L137 107H136V105L134 106L135 101H138V100H135L134 102L130 103L131 105H133L135 107V108L132 107L133 109L132 108L130 109V104L125 103L126 106L129 105V107H127V109L131 110L129 112L130 115H129L128 112L127 113L124 112V114H121V110H120L121 108L119 109L120 110V112H119L120 115H123V116H121V117H123L122 119H124V115H125V120L126 121L128 120V118H130L129 116H131V118L134 117L132 119H135V121H136V122L135 121L132 122L133 125H136L135 127L133 126V128L136 130V127H137V129H139L138 131H140V132H137L138 136H137V134H135L134 135L135 137H133V134H132L133 130H131L132 131L131 135H132L133 139L134 138L136 139L134 141H132L133 139L129 140L132 137H129L131 135L128 136V134H126V131H122V132H124L125 135H127L126 137L129 138L128 140L125 137L124 138L122 137V136H125L124 134H121L122 132L119 131V133L122 135L121 137H119V135H120L119 133H116L120 128L122 129L123 126H126V127L128 126L127 124H122V123H120V124L123 125L122 127H120V125H117L118 122H124V120L121 121V119H119L120 115H119V117H116L118 115V112L117 113L114 112V113L117 114V115L115 114L116 116H114V117L116 119L118 118V120L115 121V120H112V119L108 118V119H110V120L115 122L116 125L113 124L114 122L110 123V124L114 125L115 130L112 129V125H110L111 127L109 126V122H105V120H103V119H105L104 116H103V118H102V116L101 117L98 116L100 118L96 117L97 119H99V120L101 119L104 122L98 121L96 119H93V118H95L94 117L95 113H93V112L100 111V109L102 110L104 107H106L105 105L107 104V101H108V99L105 96L104 97L106 98L107 101L106 100L104 101L103 100L104 98L102 97V95L103 94L104 95L105 94L106 95L109 94L108 92H110V89H108L109 88L108 86L105 87V85H111V84H109L110 82L107 83L108 80L104 77V75H105L106 72L111 73V71H113L116 67H118L117 66V61H116L117 58H120V59L123 58L122 57L123 54L124 55L125 54L128 55L129 49L131 50V48L128 49ZM204 47H205V45L203 46V48ZM240 47H239V50H240ZM175 48H177V47H175ZM245 48H247V47H245ZM249 48L251 49V47H249ZM126 49H127V53H126ZM171 49H173V48H171ZM224 49L226 50V48H224ZM224 49L222 48V50H224ZM228 49H230V48L228 47ZM255 49H257V48H255ZM242 51H243V48H242L241 52ZM245 51H247V50H245ZM220 52H222V53L220 54ZM241 52L239 53V51H238L239 54H241ZM261 52H262V50H261ZM171 53H169V55H171ZM178 53H179V51H178ZM185 53H186V55H188L186 51H185ZM204 53H205V51H204ZM204 53L203 54L201 53L202 54V58H201L200 61L202 63L205 62V60L202 61V59H204L203 56H205L206 58L207 57L209 58V55H212V53H210L208 56H206V54H204ZM132 54H130V56H135V55H132ZM173 54H177V53L175 52V53H172V55ZM179 54H181V49H180V53ZM201 54H198V55H201ZM218 54H219L220 58L224 55L223 51H221V50L218 52ZM262 54H264V52ZM237 55L238 54L236 53V56ZM49 56H50V58H49ZM136 56H135V58H136ZM80 57H82V60L86 59V61L81 62V65L83 63L85 64L84 65V68L86 69L85 71H90L93 68V69L96 70V75L95 76L98 75L100 77L99 79L101 81H102L103 78L106 79V81L105 80L102 81L103 84H101L102 82H100V81H98V82L96 81V82L97 83L100 82L99 83L100 88L101 87H104V89L107 88V89H105L106 91L108 90L107 93H106V91L103 88H101V90H103V92H102L103 94H101V92L98 90L99 87L97 89H95L96 87H92L90 85V84L93 85V83L96 84V82L93 81V80H96V77H95V79H94V77L92 79V76H94V74H95V70L94 71L92 70L93 73L92 72L91 73L93 75H91V78H90V75H89V77H87L88 80H86L85 78L80 77V74L82 76H84V72L85 71L83 72V74L80 73L81 72L80 70H81L82 67L80 66L79 63H78L79 65L74 63L75 60L78 61V58L80 59ZM127 57H129V56H127ZM194 57H196V56L194 55ZM242 57H244V56H242ZM260 57H262V56H260ZM125 59H127V58H125ZM140 59H139V61H140ZM262 59H264V58H262ZM67 60L68 61L69 60H73L74 62L69 61V63L71 62V65L74 63L75 65L81 67L80 70H76L78 67H74L76 69H74V71H73V73L75 72V70H76V72L78 71V75L79 76H77L76 72L74 74H72V76H71V73H70L71 70L69 71V69L67 70L65 68V67H70L69 63H68L69 64L68 66H67V64H64L65 62L67 63ZM82 60H80V61H82ZM124 60H123V63H124ZM179 60L180 59H178V61ZM195 60H197V59H195ZM222 60H224V56H223ZM237 60H239V59H237ZM243 60H246V59H243ZM257 60H259V59H257ZM143 61L144 62H142V63H145V62L147 63V61H145V60H143ZM230 61L234 62V63H231ZM260 61H262V60H260ZM47 62H48V64H47ZM194 62H196V61H194ZM241 62H242V60H241ZM146 63H145V65H146ZM177 63L179 65L180 61L177 62ZM183 63H184V60H183ZM243 63H242V65H243ZM149 65H148V67H150ZM199 66H200V64H199ZM223 66L224 67L225 66L228 67V68H226V70L229 71V73H231V74H227V71H223V73H226V75L220 74L221 70L219 68L222 69ZM232 66H236V67L232 68ZM263 66H264V63H263ZM263 66H261L262 69H264ZM72 67L73 66H71V68ZM87 67H88V69H87ZM122 67L125 68V65H123ZM143 67H146V66L143 65ZM211 67H213V68H211ZM119 68H120V66H119ZM153 68H151V69H153ZM120 69H122V68H120ZM163 69H160V72L161 71L163 72ZM207 69H209V70L211 69V71L208 70L209 71L208 72ZM214 69L216 71H219V73L215 72ZM223 69L225 70V68H223ZM251 69H248L247 71H249ZM155 70H157V69H155ZM192 70H194V69H192ZM203 70L207 71L208 73L207 72L204 73ZM212 70H213V72H212ZM48 72L50 74L51 73L55 74V75H52V77L54 76V79L58 78V79H60L62 81L61 78H63V82H61V84L58 85L57 83L60 82V81L57 79L58 80V82L56 83L57 85L56 84L53 85L54 81H57V80H54L53 78H50L49 75H48V78L52 79V82L49 83L50 80L49 81L47 80L46 84L49 85V86L47 87V85L45 84L46 81L41 86L42 81H44V80L41 81V78H45L46 76L43 77L44 76L43 74L45 73V75H47ZM67 72H69V73H67ZM115 72L117 73V71H115ZM149 72H151V71H149ZM192 72H194V71H192ZM263 72H264V70H263ZM85 73H87V72H85ZM88 73H90V72H88ZM120 73L125 76V74H123L124 71H120ZM120 73H119V75L117 74L119 76V78L117 76L118 79L115 78L116 74H112V76L115 78V81L117 80L119 82L120 81L119 79L122 80V77H120V75H121ZM216 73H218V74H216ZM221 73H222V71H221ZM73 75H75V76H73ZM102 75H103V77H102ZM56 76H58V77H56ZM86 76L87 75H85V77ZM105 76H107V73H106ZM135 76L137 78L138 75H135ZM162 76H164V75H162ZM38 77H40V78H38ZM109 77L111 78V75ZM109 77H107V78L110 79ZM140 77H141V75H140ZM157 77L159 78V76H157ZM89 78L91 80H89ZM126 78H129V77H125L123 79H126ZM131 78H132V76H131ZM166 79L168 80V78H166ZM166 79H164V81H166ZM158 80L159 79H157L156 82H158ZM86 81H88L89 83L90 82H92V83L88 84V82H86ZM122 81L119 82L120 85H122V83H123ZM139 81H140V79H139ZM112 82H114V81H112ZM124 82H126V81L124 80ZM148 82H150V81L148 80ZM104 83H106V84H104ZM152 83H154V82H152ZM125 84L128 85V82H126ZM114 85H115V83L112 84V86H114ZM261 85H262V87H261ZM164 86H166V85H164ZM175 87L176 88L178 87V89H176ZM255 87H256V89H255ZM38 88L40 90L39 96H37L38 95L37 91L39 92ZM114 88H115V86L113 87V90H114ZM133 88H134V86H133ZM116 89L119 90V86L117 88H115V90ZM113 90H111V92H113ZM120 91H121V89H120ZM120 91L119 92L117 91V93H118V96H122V98L125 97L126 95L128 96V93H130V95H131V92H132V90L130 88V92L128 91V93L125 92L126 93L125 95H124V93H122V95H120L121 94ZM133 91H134L135 94H137L139 92L143 93L145 90L144 91H142V90L141 91L140 90H133ZM135 91H138V92L136 93ZM247 92L248 93L249 92L252 93V94L250 93L251 97L248 94V96L251 99L250 100L251 103L248 102V104H247L246 101H249V100H246V99L244 100V98L241 96V94L243 95V93H244V96L247 95ZM135 94H133V95H135ZM147 94L149 95V93H147ZM111 95L114 96V93L113 94L111 93ZM252 95H253V97H252ZM240 96L243 98L241 100H244V101L240 100V98H241ZM248 96L247 97L245 96V97L248 98ZM28 97H30V98H28ZM33 97H34V95H33ZM128 97L131 98L132 96H128ZM254 97H256V98L253 99V101H252V98H254ZM114 98H115V96H114ZM116 98L119 99L118 97H116ZM122 98L120 99L119 102H122L121 101ZM32 99H34V98H32ZM111 99H113V97ZM239 100H240V102H239ZM37 101H39V100H37ZM125 101H128V100L125 99ZM16 102H18V103L15 104V105H17L15 107V106H13V104L16 103ZM23 102H22V104H24ZM105 102H106V104L104 105ZM110 102L108 101V103H110ZM128 102H130V101H128ZM243 102L244 103L246 102L245 105L246 106L249 105V106H247V108H246L244 106ZM253 102H254L255 105L252 106L251 104ZM31 103L33 105V102H31ZM40 103H41V101L38 103V105H37V102L34 105H37V107H39V105H41V104L44 105V103H41V104ZM112 103H110V105ZM114 103H115L114 106L116 108H114V106H112V105L110 107H112L114 109H117V106H116L117 102L115 101ZM239 103H242V105H243L242 106V110L243 111H245V109L247 110L248 113L246 111L245 112L241 111L242 113L247 114L246 115V116H248L247 119H246L245 115H244L245 119L242 116H241L242 118L240 117ZM123 104H124V102H123ZM24 105L27 107L26 103ZM28 105H29V108H30V103ZM121 105L122 104L119 103L118 106H121ZM165 105H166V103L164 104V106ZM8 106H4V107H6L7 109L8 108L10 109L11 107H8ZM53 106H52V108H53L52 110H54V108H55ZM126 106L123 105V107H126ZM148 106H146V107L149 108ZM164 106H162V108H164ZM0 107H2V106H0ZM37 107L35 106L34 109H37V110L33 111V112L37 111V112H35L36 114L38 113V110H39ZM41 107H42V105H41ZM107 107H108V104H107ZM251 107L252 108L254 107V108L251 109ZM6 108L5 109L3 108L2 110H6ZM19 108H16L17 111H20ZM43 108L44 107H42L40 109H43ZM249 108H250V111H249ZM260 108H261V106H260ZM262 108H263V106H262ZM16 109L14 111V109L11 108V110H13V112L12 111L10 112V110H9V112L11 114L13 113V116H14V113L16 112ZM50 109H51V107H50ZM107 109L109 111H111L109 108H107ZM107 109L103 110V111H106V112L102 111L103 114L108 115L107 114L108 113ZM159 109H158V114L160 112ZM56 110L53 111V113L54 112L56 113ZM95 110H97V111H95ZM45 111H46V113H45ZM115 111H117V110H115ZM146 111L147 110L145 109V111H143V112L146 113ZM40 112H39V114H42ZM57 112H58V110H57ZM60 112H58V113H60ZM136 112H134V115H137ZM139 112H140V110H139ZM2 113H3V111H2ZM2 113L0 112V114H2ZM6 113H8L7 110H6L5 114ZM58 113H56V114H58ZM86 113H87V116H86ZM92 113H93V115H91L92 117L90 118V114H92ZM112 113H110V114H112ZM122 113H123V110H122ZM145 113H143V114H145ZM16 114H17V112H16ZM39 114H37V115H39ZM103 114L101 113V115H103ZM162 114H164V113H162ZM249 114H250V116H249ZM3 115H4V113H3ZM126 115H129V116L127 117ZM146 115H147V113H146ZM6 116H10V115L6 114ZM108 116H105V117H108ZM33 117H36V118L33 119ZM109 117H111V115ZM251 117H254V118L251 119ZM10 118H13V117L11 116ZM14 118H18V117H14ZM38 118H40V119L37 122H41V119H43V121H42L43 123H45L46 121L49 123V121H48L49 119L54 122V118H55V119L58 120L57 123L60 121V123L58 125H57V123H55L56 126H59V127L56 128V126H55V124L53 122L52 123L54 125L52 123L49 124V125L46 123V125H48L49 128H50V125H53L56 128V131L52 130L50 132L51 128L49 129L47 127L48 131H49V133H47V132H45V131H47L46 125L41 122V123H39L40 126L43 124V126H45V128H46V130H44L45 128L43 129L45 133L44 132L41 133L39 131V129L38 130L36 129L39 124L37 123V125H36L35 121ZM47 118H49V119H47ZM131 118H130V120H128V122L132 121ZM154 118L156 119V117H154ZM240 118H241V120L242 119H244V120H242V122H241ZM5 119H6V117H5ZM175 119L173 121H175ZM15 120L17 121V119H15ZM27 120H29V122ZM71 120H70V122H71ZM94 120H96V121H94ZM157 120H159V119H157ZM30 121H31V123H30ZM75 121L77 122V119ZM97 121L99 123L102 122L103 126L100 125L99 123L98 124L96 123L97 125H95L94 122H97ZM106 121H107V118H106ZM150 121L151 120H149L148 122H150ZM169 121L170 120L167 121L168 124H169ZM134 122H135V124H134ZM162 122H163V120H162ZM0 123H1V118H0ZM2 123L0 124L1 125L0 129L4 128V124L5 123L4 124H2ZM28 123L33 125L32 126V130L33 131L30 130L31 125H29ZM61 123L63 124V126L62 125L60 126ZM164 123L165 122L160 123L159 126L163 125ZM241 123L247 126V128H245L247 130L242 131V129H244V126L241 125ZM106 124H108V128L109 129L107 128ZM153 124H154V122H152V127H154ZM263 124H264V122H263ZM170 125H171V123H170ZM2 126H3V128H2ZM28 126H29V128H28ZM117 126H119L120 128L118 129ZM148 126L151 127L150 124H148ZM148 126H146L148 129H146V127L145 128L142 127L143 130H146V131L150 132ZM171 126H173V125H171ZM34 127H35V129H34ZM131 127L132 126H130V124H129L127 129L130 130ZM165 127H166V125H165ZM38 128H41V130H42V126L38 127ZM154 128L157 129L158 126H156ZM174 128L172 127V129H174ZM110 129L114 130L115 132L111 131ZM116 129H118V130L116 131ZM127 129L125 128L124 130H127ZM260 129H258V130H260ZM165 130L166 131L168 130V126H167V129L165 128V129L162 130L163 133H165ZM176 130L174 129V131H176ZM36 131L40 132L41 135H39V133L36 132ZM168 131H170V130H168ZM31 132L32 133L35 132V133L32 134ZM180 132H182V131H179V132H176V133H178V135H179ZM247 132H248V134H247ZM114 133H116V134H114ZM127 133H130V132L127 130ZM154 133H155V131H154ZM172 133H174V132H171V134ZM240 133H242V134H240ZM3 134L1 133V135H3ZM55 134H58L61 140L63 139V140L66 141L68 147H65V148L66 149L68 148L67 150L61 148L59 140L56 139L57 136L54 137ZM161 135H163V137L165 136L164 134H161ZM166 135H167V133H166ZM262 135H264V134H262ZM151 136H153V135L151 134L150 138H151ZM153 138L154 137H152V139L150 141L151 143H152ZM159 138H161V137L159 136ZM124 139H126V140H124ZM154 139H157V138H154ZM146 141H149V140L146 139ZM150 142H149V144H150ZM161 142H163V141H160V143ZM138 143H139V141H138ZM141 143H142V141H141ZM163 143L165 144V142H163ZM161 144H160V146H164V145H161ZM256 147H257L258 151L256 150ZM148 149H149V147H148ZM151 149H150V152L152 153L153 151ZM260 151H262V152H260ZM135 153H136V151H135ZM154 154L157 155L156 153H154ZM146 155H148V154H146ZM155 158H156V156H155ZM222 158H224V160ZM148 159H149L148 162H150L151 158H148ZM165 165H166V163H165ZM180 166L178 167L179 170H180ZM147 167L148 168L150 167L149 169H151L153 167L152 169L154 171L150 172V171L146 170V169H148ZM161 167L164 169L163 166H160V171L162 170ZM174 167L176 168V165ZM165 170H163L162 173H164V172L167 173V171H165ZM147 171L150 172V174H148ZM158 171H159V169H158ZM160 171H159V173H156V177L160 174ZM233 173H234V175H233ZM150 175H151V177H149ZM156 177H154V178L157 179ZM260 179L261 180L258 179V181H261L260 185H263L262 188H264V184H262L263 179L262 178H260ZM240 180H245V181L240 182ZM155 186H153V187H155ZM221 187H222V185L220 186V188ZM252 187H254V185H252ZM252 187H251V190L254 189ZM258 187L260 188L261 186H258ZM248 189H249V187H248ZM152 191H153V189H152ZM253 192H255V191H253ZM258 192L259 191H257V193ZM263 192H264L263 189H262V192H259L260 196L262 194L264 195ZM257 193L255 195L259 196V194H257ZM249 196L250 195H248V197ZM118 198L119 197H115L112 200V206H113L112 210H107L105 212V214L102 215V217L100 219H96V220L92 219L93 221L91 220V224H89L88 226H86V224H85L80 230L83 229L84 232H88L89 234H91L94 237H96L104 229H106L108 227H112V228L116 227V228H118L119 226H121V227H125L126 226L127 227V226L131 225L134 222V220H135L136 212L133 209H129V210L125 211V212L119 210L118 209V205H117L118 201H119ZM238 199L240 200L239 197H238ZM256 199L254 198L255 202H253V203H256ZM261 199L263 200L264 198L262 197ZM255 208H257V207H255ZM262 208H263V206H262ZM258 210H260V209H258ZM252 216H253V214L251 215V217ZM262 216H263V212H262ZM259 217H261V216L259 215ZM262 219H260V220H262ZM256 222H259V221L257 220ZM256 222H255V224H256ZM258 226L260 227V225L257 224V227ZM263 226H264V224L262 225V228H263ZM63 229H64V225H63V222H62L58 228H55V227L53 228V226H51V228L49 229V231H48V233L46 235H47L48 238L55 239L56 236H60L62 234ZM255 229H256V227H255ZM76 231L77 230L71 232V234H70V236H69V238L67 240V248H66V250H70L73 253L74 262L72 264H123V259H122V263H120V261H119L121 259V257L118 258V256H116L117 254L113 255L115 252L112 253V256H110V254H108V252L105 250V247H99V248L97 247V250H95L94 253L91 252L92 250L88 251L86 247H83L82 243L78 242L77 239H75V237L77 236ZM212 233H214V232H212ZM257 233H258V231H257ZM257 233H254V236H257V235H255ZM254 236H251V237L253 238ZM261 236H263V235H261ZM210 237H212V236H210ZM214 238H215V236H214ZM214 238H212V239H214ZM212 239H210L209 243L213 242ZM260 240L261 241L264 240V237H263V239H260ZM53 242H54V240H53ZM201 242H202V240H201ZM257 242H255V243L257 244ZM232 244H234V242ZM238 245L239 244H237V247H238ZM251 245H252V243H251ZM208 247L210 249L209 244H208ZM257 248H259V246ZM240 249H242V247ZM113 251H115V250H113ZM199 251H200V249H199ZM210 251H212V250H210ZM251 252H252V250H251ZM255 252L257 254H258V252L257 251H253V253L255 255V258H256V253ZM246 253H248V252H246ZM239 254H240V252H239ZM19 256H21V257H32V256H35V254L27 252V253H24V254H20ZM124 256H126V255H124ZM196 256H198V255L196 254ZM210 256H211V254H210ZM226 256H227V254H226ZM248 256H249V253H248ZM145 257H146V255H145ZM199 257H201V256H198V258ZM115 258H117V261H116ZM162 258H161V261L165 259L164 261H162L163 262L162 264H173L171 262L172 261V256L171 255H168L167 257L166 256H162ZM237 259H238V257H237ZM146 260H145L144 264H146ZM258 260H260V258ZM140 261H143V260H140ZM210 261H211V259H210ZM248 261H252V260L248 259ZM124 262H126V261H124ZM147 263H148V261H147ZM198 263L202 264L201 261L200 262L198 261ZM233 263H234V257H231V258L229 257V259L227 261V264H233ZM125 264H127V263H125ZM138 264H140V263H138ZM141 264H143V263L141 262ZM209 264H211V262ZM249 264H251V262ZM252 264H253V261H252Z\"/></svg>",
    "mask_w": 264,
    "mask_h": 264
},
{
    "label": "built area",
    "instance_id": "built-area-1",
    "mask_svg": "<svg viewBox=\"0 0 264 264\" xmlns=\"http://www.w3.org/2000/svg\"><path fill=\"white\" fill-rule=\"evenodd\" d=\"M70 168L65 173L71 180V188L67 196L68 215L66 218V230L68 233L80 230L85 224L97 217L100 210L89 201V197L96 191H106L110 183L103 178H94L85 163L84 158L71 160ZM66 248L64 250L66 255Z\"/></svg>",
    "mask_w": 264,
    "mask_h": 264
}]
</instances>
